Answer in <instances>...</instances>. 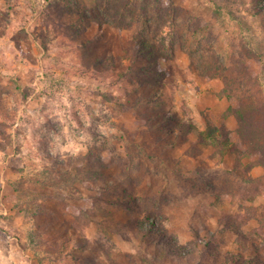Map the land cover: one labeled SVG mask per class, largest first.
<instances>
[{
    "label": "rangeland",
    "instance_id": "obj_1",
    "mask_svg": "<svg viewBox=\"0 0 264 264\" xmlns=\"http://www.w3.org/2000/svg\"><path fill=\"white\" fill-rule=\"evenodd\" d=\"M0 264H264V0H0Z\"/></svg>",
    "mask_w": 264,
    "mask_h": 264
},
{
    "label": "trees",
    "instance_id": "obj_2",
    "mask_svg": "<svg viewBox=\"0 0 264 264\" xmlns=\"http://www.w3.org/2000/svg\"><path fill=\"white\" fill-rule=\"evenodd\" d=\"M210 145H212V147H214V146L217 147V143H216L215 141H210ZM220 145L223 146V147H221V148H224V145H226V144L223 145V143L220 142ZM226 229H228V226H227V225H223V226H222V231H226ZM230 232L233 233L234 235H235V233H236L235 230H233V229H231ZM143 233H144V232H143ZM236 234H237V233H236ZM237 235L241 237V235H239V234H237ZM235 236H236V235H235ZM144 237H145V238H150V232H145Z\"/></svg>",
    "mask_w": 264,
    "mask_h": 264
}]
</instances>
